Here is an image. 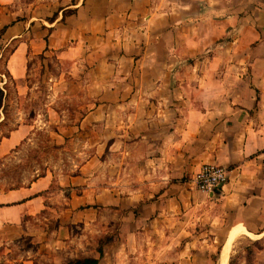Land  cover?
Returning <instances> with one entry per match:
<instances>
[{
	"label": "crops",
	"instance_id": "1",
	"mask_svg": "<svg viewBox=\"0 0 264 264\" xmlns=\"http://www.w3.org/2000/svg\"><path fill=\"white\" fill-rule=\"evenodd\" d=\"M4 16L0 57L14 42L5 68L20 89L30 53H55L73 69L84 59L96 102L82 122L122 124L98 140L112 151L113 205H95L104 194L86 170L92 159L56 189L44 174L0 191V264H40L48 252L55 264H135L132 252L138 264H214L217 253L222 264L233 234L264 232V0H77L34 35L32 18ZM30 131L22 122L3 135L0 156ZM205 162L231 167L211 193L186 178ZM63 196L58 222L39 233L45 252L13 254L26 228L40 227L31 219ZM102 234L104 253H88Z\"/></svg>",
	"mask_w": 264,
	"mask_h": 264
},
{
	"label": "rangeland",
	"instance_id": "2",
	"mask_svg": "<svg viewBox=\"0 0 264 264\" xmlns=\"http://www.w3.org/2000/svg\"><path fill=\"white\" fill-rule=\"evenodd\" d=\"M76 1L11 0L0 6V26L2 16L6 13L8 16L4 18L8 20L11 17L15 18L13 21L32 18L37 24L31 28L29 34H40L45 30L40 22H44V19L46 22L54 19L65 5ZM68 12L69 10L66 11ZM13 45L14 42L9 43L0 57V77L5 80L4 83L0 82V86L4 85V94H6V99H2L4 106L0 107L3 112L0 138L22 122L31 124V131L16 147L0 156V191L26 185L44 174L54 176L51 187L56 189L62 186L60 184L62 180L78 173H85L82 171L85 167H82L92 159L93 164L86 170L93 171L100 176L95 179V183H99L98 187L104 194L103 199L95 205L100 207L113 205L112 203L107 204L109 200L107 197L108 174L113 173L110 171L109 163L112 151L106 143L98 140H107L109 127L122 124V117H113L109 120L103 118L93 121V124L87 121L82 122L84 115L96 102V93L88 85L89 81L87 82L90 78L86 67L88 62L82 59V64H79L80 68L73 69L74 62L62 61L55 53H30L27 76L20 89L16 80L5 68L6 57ZM100 143L101 146H98ZM120 159L122 157L117 158V160ZM116 167L119 168V166ZM193 174L185 177L191 181ZM65 201L63 196L61 202L56 201L55 209H46L45 212L31 219L32 224L36 223V226L40 227L32 230L26 228L17 239L14 247L16 253L13 254L26 255V250L32 247L34 250L41 249L45 252L47 248H42L40 246L42 242L37 241L39 233L43 230V226L52 227L58 222L57 216L60 210L57 204L63 206ZM90 205L85 204L82 207L87 208ZM48 210L50 212H47ZM26 231L29 232L26 233ZM103 235L97 236L96 240L99 241L97 245H94L95 237L91 239L93 245L91 248L89 245L86 248L88 253H98L102 245L101 240L105 241L108 238ZM258 236H239L230 245L228 252V246H226L223 256L226 253L227 264H264V232ZM105 245H102L104 251L106 250ZM134 254L135 252H132V261L138 264L137 260L134 261L137 259ZM48 256H50L49 252L48 255H38L41 259L40 264H55L54 259H50L52 256L49 258ZM214 264H219L218 253L215 254Z\"/></svg>",
	"mask_w": 264,
	"mask_h": 264
},
{
	"label": "built area",
	"instance_id": "3",
	"mask_svg": "<svg viewBox=\"0 0 264 264\" xmlns=\"http://www.w3.org/2000/svg\"><path fill=\"white\" fill-rule=\"evenodd\" d=\"M231 167L224 163L205 162L192 176L195 186L207 193L222 187L229 179Z\"/></svg>",
	"mask_w": 264,
	"mask_h": 264
},
{
	"label": "trees",
	"instance_id": "4",
	"mask_svg": "<svg viewBox=\"0 0 264 264\" xmlns=\"http://www.w3.org/2000/svg\"><path fill=\"white\" fill-rule=\"evenodd\" d=\"M8 24L4 25L2 27V31L7 27ZM3 94H4V89L2 87H0V107L2 105V99H3ZM0 117H1V111H0ZM1 123V120H0ZM9 134V132L4 133L3 135H7ZM104 243V239L101 240V244L103 245ZM102 245H100L99 247V252L100 255H102L104 253L103 247ZM99 261V257H95V256H84V257H80V258H75L73 260H71L70 262L73 264H96Z\"/></svg>",
	"mask_w": 264,
	"mask_h": 264
},
{
	"label": "bare ground",
	"instance_id": "5",
	"mask_svg": "<svg viewBox=\"0 0 264 264\" xmlns=\"http://www.w3.org/2000/svg\"><path fill=\"white\" fill-rule=\"evenodd\" d=\"M239 234L238 233H235L234 235L231 236V238L229 240V243H228L227 252H228V249H229L230 245L232 244L233 240L236 239V237H238ZM222 264H227V256H226V253L223 256Z\"/></svg>",
	"mask_w": 264,
	"mask_h": 264
}]
</instances>
